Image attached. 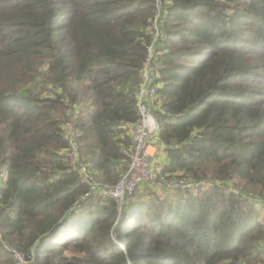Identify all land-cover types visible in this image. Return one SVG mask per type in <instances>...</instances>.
Masks as SVG:
<instances>
[{"label": "trees", "instance_id": "obj_1", "mask_svg": "<svg viewBox=\"0 0 264 264\" xmlns=\"http://www.w3.org/2000/svg\"><path fill=\"white\" fill-rule=\"evenodd\" d=\"M165 1L155 143L168 179L212 185L134 195L120 216L103 196L76 208L87 189L63 126H74L96 180L116 185L129 164L155 0H0V245L27 264L264 256V0ZM2 249L0 264H16Z\"/></svg>", "mask_w": 264, "mask_h": 264}, {"label": "built area", "instance_id": "obj_2", "mask_svg": "<svg viewBox=\"0 0 264 264\" xmlns=\"http://www.w3.org/2000/svg\"><path fill=\"white\" fill-rule=\"evenodd\" d=\"M155 2L156 14L149 30L151 41L147 47L148 55L141 71L142 82L136 101L138 121L131 126L132 147L124 151L129 164L126 172L116 185L108 186L96 180L90 171V167L81 157L79 135L74 130V126L70 122L63 126L68 142V148L65 153L71 163L72 172L79 175L80 181L87 189L76 208H80L87 201L103 196L112 199L116 203L121 216L130 198L142 185L157 184L166 191L181 193L205 190L212 185L207 181H191L180 178L168 179L167 175H164L165 165L159 162L158 159L161 152L155 141L161 128L154 114V107L157 104L158 90L160 88V85L156 84L159 65L157 58L162 43L166 39L164 20L171 2L165 0H155ZM78 113L79 111L76 110L74 116H77ZM68 116L72 120L76 119L71 114H68ZM5 177V172L0 171V182L5 181ZM3 244L7 252L13 256L16 264L28 263L27 258L13 246L6 242H3Z\"/></svg>", "mask_w": 264, "mask_h": 264}, {"label": "rangeland", "instance_id": "obj_3", "mask_svg": "<svg viewBox=\"0 0 264 264\" xmlns=\"http://www.w3.org/2000/svg\"><path fill=\"white\" fill-rule=\"evenodd\" d=\"M40 85H42V84H40ZM40 85H38V87L40 86ZM40 88H42V86H40ZM217 183H219V182H217ZM231 188H233V189H238V187H236V186H234V185H232V186H230ZM154 190H156L155 192H164V191H166L165 189H163L161 186H159V185H157V184H147V185H142V187H140L137 191H136V193L134 194V195H139V197L141 198V199H143L145 196H151L150 195V193H155L154 192ZM133 195V196H134ZM164 196H166V193L164 192V194H163ZM153 198V197H152ZM262 206V205H261ZM261 206H258V208L257 209H259L260 210V213H261V219L262 218H264V209H261ZM2 246V247H1ZM0 248L2 249H4L5 251H7L5 248V245L2 243L1 245H0ZM2 249V250H3ZM66 256H68V257H71V256H73V253H70V252H67L66 253ZM256 264H264V256L262 255V256H260V257H258L257 259H256Z\"/></svg>", "mask_w": 264, "mask_h": 264}, {"label": "crops", "instance_id": "obj_4", "mask_svg": "<svg viewBox=\"0 0 264 264\" xmlns=\"http://www.w3.org/2000/svg\"><path fill=\"white\" fill-rule=\"evenodd\" d=\"M158 159H159V162H161L163 165H165V162L167 161V159H166V156L164 155V154H162V153H160V155H159V157H158ZM3 187V182H0V189ZM156 191V190H155ZM165 193H166V195H172L171 193H173V192H171V191H164ZM164 192H156L157 194H160V195H163L164 194ZM164 196V195H163Z\"/></svg>", "mask_w": 264, "mask_h": 264}]
</instances>
